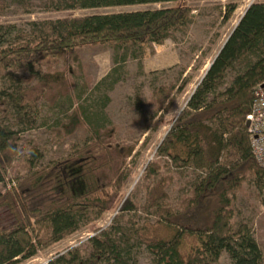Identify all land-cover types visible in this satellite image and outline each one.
<instances>
[{"label": "trees", "instance_id": "1", "mask_svg": "<svg viewBox=\"0 0 264 264\" xmlns=\"http://www.w3.org/2000/svg\"><path fill=\"white\" fill-rule=\"evenodd\" d=\"M2 1L0 10L5 5ZM167 2L172 6L29 22L24 36L13 24H0V72L24 70L36 74V66L63 60L68 55L75 59L76 50L85 46L110 44L121 49H140L146 43L158 44L191 17L187 0H51L53 10ZM226 77L229 82L224 85ZM263 80L264 2H253L157 146L158 155L179 167L192 163L200 170V176L192 184L189 199H184L180 210L174 213L159 207L165 196L163 183L149 188L148 204L141 209L158 208L157 218L133 228L136 238L153 252L154 260L149 264H209L223 252L230 264H264L251 233L242 225L232 230L227 211V194L238 187L245 173L264 176V168L255 163L250 153L244 125L253 89ZM221 87L222 91L216 93ZM172 89L173 86L167 91L159 87L155 111L170 108L167 100ZM16 90L15 102H22L23 90L20 86ZM79 122L74 111L69 132ZM161 124L157 120L151 127L156 129ZM15 140V133L0 123V184L15 154ZM87 140L69 156L34 170L14 186L0 191V207H8L15 217L13 229L0 230V264H19L34 257L39 248L74 232L89 207L95 208V216H99L114 197L112 209L116 213L138 210L130 197L119 191L116 177L111 175L103 181L98 176L99 170L114 159L109 145L95 133ZM223 152L225 159L221 161ZM144 169V178L148 179L159 166L148 162ZM91 173L97 179L89 186ZM107 188L111 195L105 201L89 199ZM95 232L88 238L92 248L88 256H79L77 249L68 248L47 264H99L104 252L115 264H128V253L118 247L106 229ZM185 237H193L197 244L187 248Z\"/></svg>", "mask_w": 264, "mask_h": 264}, {"label": "rangeland", "instance_id": "2", "mask_svg": "<svg viewBox=\"0 0 264 264\" xmlns=\"http://www.w3.org/2000/svg\"><path fill=\"white\" fill-rule=\"evenodd\" d=\"M50 1L3 0L0 24H13L24 36L29 22L164 8L173 4L53 10ZM253 2L263 3L264 0H187L191 9L189 21L172 30L158 44L146 43L140 49H121L110 44L85 46L76 50L75 59L68 55L63 60L36 66V74L24 70L0 72V123L13 131L16 138L15 154L3 172L1 192L34 170L69 156L95 133L109 145L114 156L106 168L99 170V178L106 181L111 175L116 177L119 191L128 195L138 209L116 213L112 209L114 196L108 209L99 216H95V208L89 207L74 232L57 243L39 248L34 257L19 264H47L68 248H75L79 256L86 257L92 249L88 238L96 235L95 229H106L110 233L118 247L128 253V264L153 262V252L133 232V228L145 220L153 223L157 218L158 208L141 209L148 204L149 188L162 182L165 196L159 207L174 213L180 210L184 199H189L192 184L200 176V170L192 163L179 167L158 155L157 146L172 120L185 108L241 15ZM41 75L49 78H41ZM224 82L227 85L229 78ZM17 86L23 90L22 102H15ZM170 86H173L167 100L170 108L155 111L159 87L167 91ZM74 111L80 122L69 132ZM157 120L162 124L153 129L151 125ZM223 159L224 152L221 161ZM148 162H155L159 169L148 179L144 175L137 179ZM96 179L91 173L89 186ZM110 195L111 189L107 188L89 199L105 201ZM227 198L231 229L242 225L251 233L264 263V176L245 173ZM115 215L119 217L117 220ZM14 226L12 211L6 206L0 207V230L9 231ZM184 243L187 248L197 244L193 237H185ZM102 255L99 264H115L110 254ZM209 264H230V260L223 252Z\"/></svg>", "mask_w": 264, "mask_h": 264}, {"label": "built area", "instance_id": "3", "mask_svg": "<svg viewBox=\"0 0 264 264\" xmlns=\"http://www.w3.org/2000/svg\"><path fill=\"white\" fill-rule=\"evenodd\" d=\"M250 153L255 163L264 168V80L253 89V99L245 115L244 125Z\"/></svg>", "mask_w": 264, "mask_h": 264}, {"label": "clouds", "instance_id": "4", "mask_svg": "<svg viewBox=\"0 0 264 264\" xmlns=\"http://www.w3.org/2000/svg\"><path fill=\"white\" fill-rule=\"evenodd\" d=\"M145 170H146V169H142V171H141V173H140V176H138L137 179L141 178V177L144 175V171H145Z\"/></svg>", "mask_w": 264, "mask_h": 264}, {"label": "water", "instance_id": "5", "mask_svg": "<svg viewBox=\"0 0 264 264\" xmlns=\"http://www.w3.org/2000/svg\"><path fill=\"white\" fill-rule=\"evenodd\" d=\"M245 10H246V9H245ZM244 12H245V11H244ZM243 14H244V13H243ZM243 14H242V15H243ZM242 15H241V16H242ZM240 18H241V17H240ZM209 66H210V65H209ZM209 66L207 67V69L209 68ZM207 69H206V70H207ZM245 126H247V122H245Z\"/></svg>", "mask_w": 264, "mask_h": 264}]
</instances>
